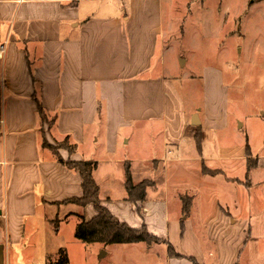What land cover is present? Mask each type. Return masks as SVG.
<instances>
[{"label": "crops", "instance_id": "0c3cea01", "mask_svg": "<svg viewBox=\"0 0 264 264\" xmlns=\"http://www.w3.org/2000/svg\"><path fill=\"white\" fill-rule=\"evenodd\" d=\"M199 6L197 0H0V264L58 259L59 245L37 247L30 260L27 256L36 239L61 234L60 226L51 229L49 209L76 208L69 214L79 222L96 216L92 205L54 204L80 198L82 180L42 146V131L50 144L67 139L74 146L73 153L58 150L63 162L97 163L93 177L112 215L132 228L145 226L165 242L127 244L116 259L110 256L117 245H110L99 260L264 264V155L252 154L246 135L230 141L221 133L210 145L212 116L195 107L184 113L179 98L167 99L169 85V93H176L164 73L167 35L184 37L189 28L184 20L194 21ZM134 123L162 125L161 158H112L118 129ZM104 124L105 138L95 132L86 137L85 128ZM199 132L200 148L194 138ZM249 158L257 162L250 170ZM135 162L155 169L163 164L161 184L151 180L146 200L137 205L127 200L124 185L127 169L134 184L147 180L133 179ZM104 164H114L121 177L105 172L102 178L109 180L98 181ZM204 165L216 173L204 175ZM181 197L190 198L183 226ZM160 198L163 202L154 200ZM169 246L178 257L169 254ZM96 247L84 248L87 264H95L102 250Z\"/></svg>", "mask_w": 264, "mask_h": 264}, {"label": "rangeland", "instance_id": "374dc122", "mask_svg": "<svg viewBox=\"0 0 264 264\" xmlns=\"http://www.w3.org/2000/svg\"><path fill=\"white\" fill-rule=\"evenodd\" d=\"M197 1L202 2V6L198 7L194 21H191L192 18L184 20L189 27L184 37L174 40L170 34L167 35L170 46L165 55L167 66L164 73L173 81L170 84L176 90L175 94L169 93L171 91L169 85L167 99L172 102L179 98L184 113L190 107H195L197 111L201 110L202 116L205 113L212 116L211 134H208L210 145L216 143L217 135L221 133L222 136H229L230 141L233 139L239 141L240 135L243 138L246 135L252 154L264 155V0ZM190 25H194L195 28H190ZM239 123L244 126L243 130L239 128ZM104 127L105 124L101 128L93 126L85 128L86 137H92L95 132L98 137L105 138ZM238 128L240 131L236 130ZM118 130V148L112 156L113 159L127 155L134 159L161 158L164 155L166 145L163 143L164 130L161 124L134 123L130 127ZM127 139L129 145L124 146L123 143ZM101 144L99 141L98 145ZM52 145L57 147L56 144ZM146 145L147 153L143 150ZM103 155L107 157L105 153ZM150 164L152 166L153 163ZM146 166L135 162L133 179H147L144 181L151 185L152 181H155L158 187L161 184L158 182L163 164L160 163L158 169ZM105 172L108 174L112 172L115 178L121 177L118 174L119 169L115 168L114 164H104L100 170L101 176L99 173L96 176L98 181H101ZM154 200L163 202L162 198ZM49 210L51 229L56 230L60 226L61 234L57 239L43 237L36 239L35 245L28 249L29 260L35 251H38L37 247L50 249L59 245L67 264H70L71 258L72 264H87L82 258L84 248L90 251L91 248L101 246L102 250L96 252V261L92 263L108 264L109 258L98 259L101 251L106 252L104 249L107 246L85 244L74 236L75 228L73 230L72 226H77L79 219L69 213L77 210L76 208ZM173 211H170V216L173 215ZM125 247L126 245L119 244L111 249L110 259L124 255L121 250H125L123 249Z\"/></svg>", "mask_w": 264, "mask_h": 264}, {"label": "trees", "instance_id": "16d2710c", "mask_svg": "<svg viewBox=\"0 0 264 264\" xmlns=\"http://www.w3.org/2000/svg\"><path fill=\"white\" fill-rule=\"evenodd\" d=\"M39 109L41 112V107ZM45 126L51 127L52 122H47ZM42 137V146L52 151L58 157V161L62 165H65L69 170L79 173L82 180L81 187L83 194L80 198H71L54 204L58 206L75 205L82 208L92 205L96 212V216L89 221H85L83 217H80V222L75 227L74 231V236L76 239L85 244H99L103 246L119 244L127 245L134 243H145L147 245L154 243H165L164 241L150 234L145 226L135 229L128 226L126 223L119 221L105 206L102 205V201L99 196V187L93 177V171L96 168L97 163L88 161L63 162L58 156V150L65 149L69 153H73L75 151L74 146L70 145L66 139L62 142L55 143L57 147H54L52 144L47 142L44 131H42ZM194 138L197 147L200 148L202 142L201 133H196ZM256 164V161H254L252 158H249L247 161L248 170H250ZM202 173L205 175L214 174L216 172L209 170L204 165L202 166ZM125 174L126 178L124 185L127 193V200L133 205L144 202L146 200L147 189L151 186V184L147 181L134 184L132 182L129 169L125 171ZM181 202V226H183V219L189 212L190 198L181 197ZM136 212L140 213V209L136 208ZM169 254L173 257H178V255L170 246ZM47 264H67V261L62 256V251L60 250L58 252V259L52 262L49 258Z\"/></svg>", "mask_w": 264, "mask_h": 264}, {"label": "built area", "instance_id": "2783aa9c", "mask_svg": "<svg viewBox=\"0 0 264 264\" xmlns=\"http://www.w3.org/2000/svg\"><path fill=\"white\" fill-rule=\"evenodd\" d=\"M3 54H4V46L1 45L0 46V58H2Z\"/></svg>", "mask_w": 264, "mask_h": 264}, {"label": "water", "instance_id": "95a60500", "mask_svg": "<svg viewBox=\"0 0 264 264\" xmlns=\"http://www.w3.org/2000/svg\"><path fill=\"white\" fill-rule=\"evenodd\" d=\"M104 256H106V252L104 251H101L100 254H99V258H103Z\"/></svg>", "mask_w": 264, "mask_h": 264}]
</instances>
